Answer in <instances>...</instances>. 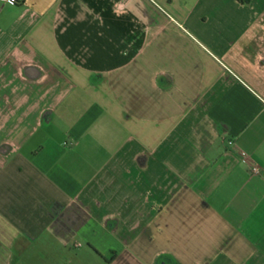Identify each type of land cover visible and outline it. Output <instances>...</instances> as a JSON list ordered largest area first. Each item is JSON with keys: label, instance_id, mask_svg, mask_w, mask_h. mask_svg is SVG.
<instances>
[{"label": "crops", "instance_id": "0c3cea01", "mask_svg": "<svg viewBox=\"0 0 264 264\" xmlns=\"http://www.w3.org/2000/svg\"><path fill=\"white\" fill-rule=\"evenodd\" d=\"M154 1L0 2V264H264V0Z\"/></svg>", "mask_w": 264, "mask_h": 264}, {"label": "built area", "instance_id": "2783aa9c", "mask_svg": "<svg viewBox=\"0 0 264 264\" xmlns=\"http://www.w3.org/2000/svg\"><path fill=\"white\" fill-rule=\"evenodd\" d=\"M155 6H157V8L159 10H161L163 13H165L170 19L174 20L167 12L166 10L160 6L157 2H155L154 0H150ZM1 3L3 4H11V5H17L23 2V0H0ZM232 146L236 149V150H240L239 147L235 144L232 143ZM251 173L253 175H257V176H263L264 177V171L261 169L260 166L254 164L251 166Z\"/></svg>", "mask_w": 264, "mask_h": 264}]
</instances>
